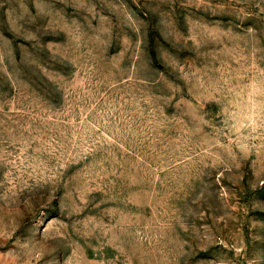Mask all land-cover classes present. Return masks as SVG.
<instances>
[{
	"label": "rangeland",
	"instance_id": "rangeland-1",
	"mask_svg": "<svg viewBox=\"0 0 264 264\" xmlns=\"http://www.w3.org/2000/svg\"><path fill=\"white\" fill-rule=\"evenodd\" d=\"M0 264H264V0H0Z\"/></svg>",
	"mask_w": 264,
	"mask_h": 264
}]
</instances>
